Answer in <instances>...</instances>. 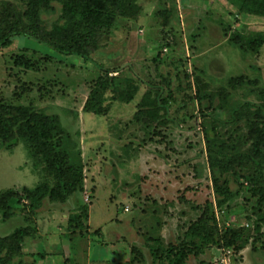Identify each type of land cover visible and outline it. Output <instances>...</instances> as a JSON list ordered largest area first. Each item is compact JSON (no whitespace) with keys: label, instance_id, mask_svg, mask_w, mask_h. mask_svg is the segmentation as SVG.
Segmentation results:
<instances>
[{"label":"rangeland","instance_id":"obj_1","mask_svg":"<svg viewBox=\"0 0 264 264\" xmlns=\"http://www.w3.org/2000/svg\"><path fill=\"white\" fill-rule=\"evenodd\" d=\"M242 1L136 0L86 57L28 35L0 49V104L57 117L83 173L63 204L9 201L0 238L27 236L0 242L4 264H167L162 250L176 248L186 264H264V17L241 14ZM1 4L30 24L28 0H0V19ZM38 23L61 27V5ZM98 80L94 115L84 105ZM33 163L0 141V194L53 186ZM199 222L205 233L191 234Z\"/></svg>","mask_w":264,"mask_h":264},{"label":"trees","instance_id":"obj_2","mask_svg":"<svg viewBox=\"0 0 264 264\" xmlns=\"http://www.w3.org/2000/svg\"><path fill=\"white\" fill-rule=\"evenodd\" d=\"M50 1L52 0H28L24 18L30 24H25L9 4H1L5 6V15L0 19V49L10 46L12 36L28 35L62 55L86 57L90 45L101 31L112 28L118 17L136 13L137 10L136 0H53L61 5V18L64 24L49 34H43L41 32L43 30L39 28L38 13L40 9L48 8ZM239 12L244 15L264 17V0H243ZM58 35L62 36V39L54 42V38L56 39ZM105 84V80L96 81L95 87L90 90L85 102L84 112L94 115L103 114L101 106H95V103H97L99 91L103 92L106 89ZM133 93L134 91L127 99H123V102H130ZM64 134L57 117L45 115L29 107L0 104L1 145L5 149H10L21 143L26 157L35 162L33 170L44 164L43 172L54 180L53 186L41 184L31 190L23 187L19 191L7 190L1 193L0 212H2L3 221H8L12 217L8 209L11 199L22 197L27 202L28 209L33 212L40 209L46 198L63 204L73 194L82 191L83 173L80 154L75 144L73 148L77 151L72 154L64 148L61 141ZM199 224L201 226L197 228L190 227L189 232L193 235L204 234L205 228L202 222ZM24 235L23 230L18 229L0 238V242L22 239ZM209 242L210 245H217L212 234ZM252 246L253 251L261 248ZM151 253L156 258L159 251ZM188 255L190 251L182 248L162 250V257L167 264H186ZM0 264H4L1 258Z\"/></svg>","mask_w":264,"mask_h":264}]
</instances>
